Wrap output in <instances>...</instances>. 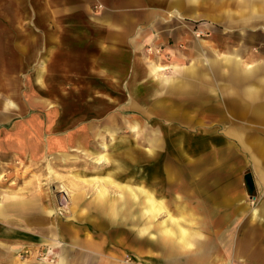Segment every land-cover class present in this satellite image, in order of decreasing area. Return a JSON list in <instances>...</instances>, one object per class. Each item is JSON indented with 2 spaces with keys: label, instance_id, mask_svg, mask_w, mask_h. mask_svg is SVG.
Listing matches in <instances>:
<instances>
[{
  "label": "rangeland",
  "instance_id": "1",
  "mask_svg": "<svg viewBox=\"0 0 264 264\" xmlns=\"http://www.w3.org/2000/svg\"><path fill=\"white\" fill-rule=\"evenodd\" d=\"M211 1L174 0V8H170L168 0H145L144 9L148 11L132 14L138 21L159 22L161 26L163 23L166 26L171 24L173 27L168 38L165 37L166 30H154L141 50L151 72H80V76L74 77L72 72H64L63 76L47 75L44 86H48L50 91L48 103L52 107L44 114L49 113V123H44L46 119H43L42 123L34 122L27 127L34 138L27 143L31 144L33 150L42 147L44 154L40 157L34 154L23 157L18 154L15 156V152L10 151L8 155L4 152L5 145H2L0 196L12 193L25 197L35 194L37 190L44 193V203L47 202L48 209L51 208L54 214H49L48 220L46 214L38 210L34 216H43L44 227L50 224L49 232L60 234L57 237L63 246L66 242L61 237L64 233L62 224L65 227L71 226L72 221L78 223L81 230L91 223L96 236L109 237L111 245L108 247L112 254L117 255L122 251L125 253L123 257L132 264H250L244 254L213 251L211 243L216 239V231L233 233L250 221L211 218L216 216L211 215L212 209L227 205L224 204L226 198L210 205L209 219L202 221L206 214L202 215L193 206L186 209L183 199L186 195L200 196L201 189L194 186L203 178L232 185V189L227 191L234 193V203L240 200L244 203L230 205L238 217L244 216L250 207L256 206L255 200L245 189L244 158L237 152L234 155L232 153L233 148H237L236 142L229 138L232 137V130L237 127L232 124V120L206 114L204 122H190L189 119L186 122V111L191 113L190 109H185L186 101L201 99L202 50L217 51L218 46L220 49L231 47L238 41V33L234 30H227L225 32L228 34L212 38V30L208 25L210 20L248 19V13L243 14L247 10L239 16H233V0H220L229 11H223L222 8L223 12L216 17ZM101 8L102 5H97L93 10L99 12ZM95 12L90 13L91 19H94ZM79 19L86 20L84 14ZM207 38L211 39L209 44L204 41ZM152 64H159L163 69L153 72ZM183 72L196 74L190 77ZM170 78L179 81L178 85L173 83L172 87L167 86ZM191 89L193 96L187 93ZM196 111L200 110H192L193 113ZM205 111L208 113L209 110ZM216 130L217 135L213 134ZM42 134L46 140L37 141L35 137ZM75 142L81 146H73ZM201 142H204V164L217 166L216 169L224 171L195 172L201 164L200 150L193 153L197 157L194 156L192 160L189 157L187 168L186 151L192 144ZM87 149L106 153L126 165L121 172L123 177L113 173L110 161L97 162ZM141 177L145 185L155 188L158 194L161 189L157 180L160 177L162 181L164 179L163 185L166 188L162 190L161 196L167 202L170 200V212L181 217L179 227L166 219L167 211L153 212L150 207H146L145 199H142L141 205L144 207L141 226L132 221L112 223L115 221L113 217L101 212L97 204L90 205V198L100 197V189L105 192L107 203H114L122 197L125 187H131L128 193L135 197L136 183ZM81 183L86 193L81 202L78 199V210L72 212L69 195L76 187L70 184L78 186ZM240 206L243 208L240 209ZM131 208L135 210L136 206ZM232 211L228 208L227 213ZM220 212H216L217 216ZM232 216L230 214L229 218ZM7 221H0V232L4 233L1 226ZM10 223L17 222L14 218ZM181 229L189 234L185 241L179 238ZM75 236L73 232L70 233L71 239ZM202 244L207 248L205 262L200 261ZM142 246L145 257L137 256V248L142 249ZM24 248L27 250L20 253V257L18 252L8 254L7 249H1L0 264H13L16 261L19 264H39L43 259L55 263L57 260V249L53 250L48 245H26Z\"/></svg>",
  "mask_w": 264,
  "mask_h": 264
},
{
  "label": "crops",
  "instance_id": "2",
  "mask_svg": "<svg viewBox=\"0 0 264 264\" xmlns=\"http://www.w3.org/2000/svg\"><path fill=\"white\" fill-rule=\"evenodd\" d=\"M144 1L0 0V147L5 145L6 154L10 155V151H14L15 156L18 154L23 157L33 154L40 157L44 154L42 147L33 150L31 144L27 143L34 139L27 127L34 122L42 123L43 119H46L44 123H49V113L44 114L52 107L48 103L50 91L48 86H44L47 75L63 76L64 72H72L74 77L80 76V72H151L141 50L154 30H166L167 37L173 27L171 24L166 26L163 23L161 26L159 22L155 24L135 20L132 14L148 11L144 9ZM211 2L212 8L216 10V17L223 11H229L224 2ZM174 3V0H168L167 5L174 8ZM231 3L234 17L247 10L243 14L248 13V19L210 20L208 25L212 30V38L222 36L223 33L228 34L229 32H225L227 30H234L238 33V41L231 47L220 49L218 46L217 51L202 50L201 99L186 101L185 109L191 110L190 114L186 111V122H189L188 119L190 122H204L208 114L211 117L232 120V124L237 126L232 130V137H229L236 142L237 147L233 148L232 153L234 155L237 152L244 158L243 171L249 172L251 176L255 190L252 199L255 200L256 206L250 207L248 213L238 217V213H234L230 206L235 202L234 193L227 191L232 189V185L222 181L210 182L203 178L194 186L201 189L200 196L186 195L183 199L186 209L193 206L202 215L206 214L202 217L203 221L209 219V206L226 198L224 204L227 205L224 208L212 209L217 214L222 212L217 216L216 212L211 210V215H216L211 218L248 220L250 223L234 230L233 233L226 230L216 231V239L211 242L212 250L218 253H241L250 264H264V0H233ZM244 4L247 5L246 8L243 7ZM97 5L103 7L99 12L93 10ZM202 11H205L204 8ZM93 12L94 19H91L90 13ZM81 14H84L86 20L79 19ZM210 40L204 39L206 44H209ZM151 69L158 72L163 66L152 64ZM183 73L190 77L196 74ZM178 82L170 78L167 86L173 83L178 85ZM187 93L193 96L194 92L191 89L187 90ZM193 109L200 111L193 113ZM205 110H209L208 113ZM213 134L217 135V130ZM35 139L44 141L46 137L42 134ZM73 146L79 147L81 144L75 142ZM104 147L103 144L102 148ZM87 150L92 152L97 162L110 161L114 174H118V166H126L106 153ZM199 150L202 152V159L200 168H196L195 172L224 171L216 169L217 166L204 164V142L192 144L186 151L187 168L189 157L191 160L194 156L197 157L198 155L193 153ZM161 179L162 177L157 180L160 184V194L155 188L147 187L141 177L136 183L135 197L128 193L132 188L125 187L122 197L114 203H107V196L103 189H100V197L90 198V205L97 204L101 212L113 217L115 221L110 220L112 223L120 220L132 221L141 226L144 221V207L141 205L142 199H145L146 207H150L153 212L167 211L166 219L179 227L181 217L170 212V200L167 202V199L161 196L162 190L166 188L163 185L164 179ZM70 185L76 187L70 192L72 195H69L73 212L78 210V201L83 200L86 190L83 189V183L78 186ZM67 188L65 190L68 193ZM44 198V193L38 190L35 194L25 197L12 193L0 196V221L8 219V223L3 222L4 225L1 226L4 233L0 232V250L5 248L8 254L18 252L20 257V253L26 252V245H48L53 250L57 249V260L55 263L41 260L39 264H132L123 257L125 253L122 251L118 250L119 253L113 255L108 247L111 245L109 237L96 236L91 223L86 224L83 230L79 228L78 223L72 221L68 228L61 223L64 228L61 237L66 243L64 246L53 245V240H59L60 234L49 232L50 224L44 227L43 216H34L38 210L46 214L48 220L49 214H54L51 208L48 209L47 202L44 203ZM234 204L244 203L240 200ZM133 206H136L135 210H132ZM228 208L232 212L227 213ZM242 208L243 206H240V209ZM230 214L233 216L229 218ZM14 218L17 223H10ZM154 218L155 216L153 220ZM72 232L77 239H71ZM188 237L189 234H185L181 229L180 240L185 241ZM141 248H137V256L145 257L144 247ZM199 254L200 261L205 262L206 245L202 244ZM13 264L19 263L16 261Z\"/></svg>",
  "mask_w": 264,
  "mask_h": 264
},
{
  "label": "water",
  "instance_id": "3",
  "mask_svg": "<svg viewBox=\"0 0 264 264\" xmlns=\"http://www.w3.org/2000/svg\"><path fill=\"white\" fill-rule=\"evenodd\" d=\"M244 185H245V188H246V192L249 195L252 196V195L255 194L254 185H253V182H252V179H251V176H250L249 172L244 174Z\"/></svg>",
  "mask_w": 264,
  "mask_h": 264
},
{
  "label": "bare ground",
  "instance_id": "4",
  "mask_svg": "<svg viewBox=\"0 0 264 264\" xmlns=\"http://www.w3.org/2000/svg\"><path fill=\"white\" fill-rule=\"evenodd\" d=\"M157 68H159V67H157ZM88 151V150H87ZM98 161H100V160H98ZM117 167V166H116ZM125 170V166H118V168L116 169V171H117V173L120 175V177H123V176H121V175H123V174H121V172H123ZM42 242V241H41ZM53 245H61L62 243H61V241L60 240H57V239H55V240H53V243H52ZM20 256V255H19ZM46 259H43V262H50V261H45Z\"/></svg>",
  "mask_w": 264,
  "mask_h": 264
}]
</instances>
